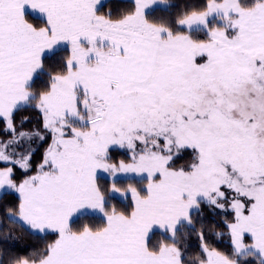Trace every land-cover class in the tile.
I'll return each instance as SVG.
<instances>
[{
  "label": "snow or ice",
  "instance_id": "1",
  "mask_svg": "<svg viewBox=\"0 0 264 264\" xmlns=\"http://www.w3.org/2000/svg\"><path fill=\"white\" fill-rule=\"evenodd\" d=\"M0 264H264V0H0Z\"/></svg>",
  "mask_w": 264,
  "mask_h": 264
},
{
  "label": "trees",
  "instance_id": "2",
  "mask_svg": "<svg viewBox=\"0 0 264 264\" xmlns=\"http://www.w3.org/2000/svg\"><path fill=\"white\" fill-rule=\"evenodd\" d=\"M113 2V0H108V3L109 4H111ZM222 247L224 246V245H221Z\"/></svg>",
  "mask_w": 264,
  "mask_h": 264
}]
</instances>
